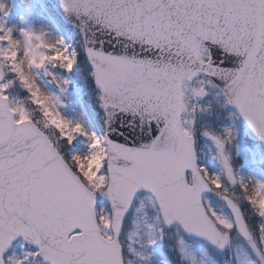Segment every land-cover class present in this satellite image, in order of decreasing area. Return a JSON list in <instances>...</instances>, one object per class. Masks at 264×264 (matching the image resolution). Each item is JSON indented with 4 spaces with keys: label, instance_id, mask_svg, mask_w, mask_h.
Here are the masks:
<instances>
[{
    "label": "snow or ice",
    "instance_id": "obj_1",
    "mask_svg": "<svg viewBox=\"0 0 264 264\" xmlns=\"http://www.w3.org/2000/svg\"><path fill=\"white\" fill-rule=\"evenodd\" d=\"M0 264H264V0H0Z\"/></svg>",
    "mask_w": 264,
    "mask_h": 264
},
{
    "label": "trees",
    "instance_id": "obj_2",
    "mask_svg": "<svg viewBox=\"0 0 264 264\" xmlns=\"http://www.w3.org/2000/svg\"><path fill=\"white\" fill-rule=\"evenodd\" d=\"M82 77H83V74H81V85H82V87H84V88L86 89V87H87V82L84 81Z\"/></svg>",
    "mask_w": 264,
    "mask_h": 264
}]
</instances>
